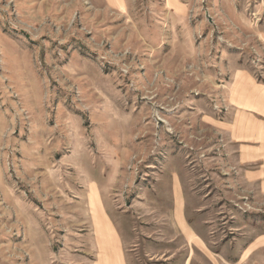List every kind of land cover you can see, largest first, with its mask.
I'll list each match as a JSON object with an SVG mask.
<instances>
[{
	"label": "rangeland",
	"instance_id": "1",
	"mask_svg": "<svg viewBox=\"0 0 264 264\" xmlns=\"http://www.w3.org/2000/svg\"><path fill=\"white\" fill-rule=\"evenodd\" d=\"M241 72L264 0H0V264H95L102 205L127 264H264L219 128Z\"/></svg>",
	"mask_w": 264,
	"mask_h": 264
},
{
	"label": "crops",
	"instance_id": "2",
	"mask_svg": "<svg viewBox=\"0 0 264 264\" xmlns=\"http://www.w3.org/2000/svg\"><path fill=\"white\" fill-rule=\"evenodd\" d=\"M234 80L232 83H235ZM235 81L233 91L229 93L231 114L228 121L222 123L219 128L229 138L230 145L236 152V163L246 181L257 186L264 193V85H258L249 73L242 72ZM176 207L179 217L180 214L184 216V206L181 201L177 202ZM103 210H105L104 205L99 212L101 218L105 220L104 224L110 226L112 232L117 235L116 226ZM93 219L96 232L95 214ZM120 250L122 264H127L123 249ZM100 253L98 247V258L95 264L99 262Z\"/></svg>",
	"mask_w": 264,
	"mask_h": 264
},
{
	"label": "bare ground",
	"instance_id": "3",
	"mask_svg": "<svg viewBox=\"0 0 264 264\" xmlns=\"http://www.w3.org/2000/svg\"><path fill=\"white\" fill-rule=\"evenodd\" d=\"M109 1L111 3H115V4H119L121 6H124V0H109ZM93 193H95V201L97 203V192L95 189H93ZM90 203L92 206H95L94 198L92 196H91V202ZM101 208H102V206H101ZM93 214H95V221H96V225H97L99 232H101L102 234H104V236L107 237L103 240H100V249H101L100 251H101V253H100V259H99L98 264H122V255H121V250H120L119 240L117 238V235H115V233L112 232L110 226L104 224L105 220L103 218H101V215H99V211H95L93 209ZM114 232H115V230H114Z\"/></svg>",
	"mask_w": 264,
	"mask_h": 264
}]
</instances>
